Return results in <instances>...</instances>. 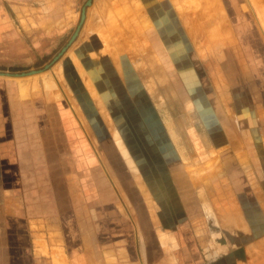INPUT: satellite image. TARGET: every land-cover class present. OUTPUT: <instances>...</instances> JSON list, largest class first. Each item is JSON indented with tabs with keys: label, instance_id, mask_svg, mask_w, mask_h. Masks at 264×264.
<instances>
[{
	"label": "rangeland",
	"instance_id": "rangeland-1",
	"mask_svg": "<svg viewBox=\"0 0 264 264\" xmlns=\"http://www.w3.org/2000/svg\"><path fill=\"white\" fill-rule=\"evenodd\" d=\"M88 1L83 2L79 28L93 16L90 7L94 0ZM173 2L195 43L193 47L185 45L188 51L195 49L193 68L182 63L184 69L179 71L166 46L163 52L157 48L160 59H155L156 55L149 53L153 46L150 34L148 45L132 44L126 49L113 45L111 48L121 53L117 57L122 62L116 64L126 76L125 83L122 78H114L109 63H104L107 67L99 75L95 63L89 58L84 62L95 74L93 82L100 90V105L98 95L88 91L89 84L94 85L88 78L82 81L76 72L80 71L73 50L77 40L70 42L58 59L52 60L54 53L47 62L40 61L33 67L59 73L60 78L55 76L58 86L72 88L77 94L68 96L74 103L77 97L84 133L94 135L85 143V153L94 151L96 159L100 157L101 168H105L101 157L108 153V165L117 169V174L106 171V175L98 168L99 178L86 175V168L84 179L78 175L87 186L99 183L110 187L108 193L100 191L104 193L99 206L90 190L83 197L84 214L89 218L94 211L99 228L94 240L99 248L87 253L83 264H264V160L260 156L264 154V0ZM109 5L97 21L110 27L101 36L111 50L110 34L113 42L114 38L122 42L125 32H133L135 21H127L124 13L119 19L118 0L109 1ZM138 22H144L143 16ZM146 48L147 58L141 62L139 57L146 55ZM77 54L86 58L81 52ZM22 69L17 66L7 72L20 73ZM7 72L3 74L12 84L37 81L40 76L31 73L23 78ZM105 104L112 124L105 121ZM52 114L56 116L54 111ZM113 129L127 140L140 170L125 163ZM220 140L228 141L224 143L226 152ZM242 146L250 156L247 173L239 170V165L226 168V155ZM38 152L42 156L40 147ZM39 170V183H52L47 168ZM30 176L26 171L21 175L28 193ZM63 178L58 174V192L67 196L69 204L70 183L68 177ZM0 197L4 201L1 191ZM207 212L215 219L216 229H211ZM163 217L169 222L161 221ZM173 224L177 228L181 224V229L172 234L168 227Z\"/></svg>",
	"mask_w": 264,
	"mask_h": 264
},
{
	"label": "crops",
	"instance_id": "crops-1",
	"mask_svg": "<svg viewBox=\"0 0 264 264\" xmlns=\"http://www.w3.org/2000/svg\"><path fill=\"white\" fill-rule=\"evenodd\" d=\"M84 1L0 0V70L8 71L17 66L19 69L24 68L21 72L35 69L34 65L36 66L40 61L47 62V58L55 53L52 59L54 60L65 46L69 49L70 39L78 28ZM109 1L111 0H94L90 7L93 9V16L89 21L87 18L84 26L79 28L74 39L77 41L73 47L80 70L76 72L79 73L82 81L83 77L88 78L94 85L93 87L89 84L88 91L95 97L98 95V104L101 105V94L99 87L93 82L95 74L87 70L84 62L87 63L90 59L95 63L98 74L104 71L109 63L114 78L118 80L122 78L125 83L126 76L116 64L122 62L120 57H117V53L120 52H116V48L113 50L111 48L113 45L120 44L125 49L132 44L136 45L135 47L148 45L150 34L152 35L150 44L153 46L150 47L149 53L156 55L155 59L157 58L158 61L160 59L157 48L163 52L166 46L171 61L179 71L184 69L182 63H189L187 64L189 68H193L192 62L196 61L195 49L191 48L188 51L185 45L191 47L195 43L173 0H118L119 19L124 13L127 15V21L133 22L134 19L135 23L133 27L130 23L133 32H125L122 42L116 38L113 42L110 34L108 43L111 50L107 49L106 41L101 36V33H106L110 27L97 21L100 19L99 16L104 15L105 11L107 13L108 8L111 7ZM105 2L108 4L106 5ZM113 8H117L116 5ZM87 13L90 14L88 11ZM141 16L144 22H138ZM77 51L83 53L86 58L79 56ZM145 54L139 57L142 58L141 62L143 58H147L148 49ZM89 69L91 70L92 67ZM52 71L47 67L38 68V71L33 73L34 76L40 75L37 81L33 79L15 84L6 79V74H0V191L4 195V201H1L0 197V264H40L47 261L51 264H68V262L83 264L85 255L92 253L94 248H99L98 242L94 241L99 229L95 224L94 211L89 218L84 214L83 197L87 190H90L94 196H97L96 203L99 206V200L103 198L104 193L100 191L105 190L108 193L110 187L99 183L87 186L80 179H84L85 168L87 169L85 174L93 177H98V168L106 175L107 172L117 174V169L108 165L110 162L108 153L101 157L105 168L99 167L100 157L97 156L96 159L94 151L85 153V143L93 140V134L84 133L85 123L79 113L77 97L75 103L70 97L77 94L70 87V89L66 87L61 89L55 79V76L60 78V75L59 73L55 75ZM21 76L27 77V75ZM41 83L43 84L40 86ZM68 103L71 106H68ZM105 107L103 109L104 113L106 112L105 121L109 124L112 122L110 111L106 104ZM72 109L76 111V116ZM219 126L223 130L221 123ZM113 130L115 142L119 145L125 163L131 169L138 170L128 149L127 140L120 138L116 130ZM227 142L221 141L220 147L223 149L224 143ZM37 146L38 150L40 147L43 151L42 156H39ZM225 148L223 152H226ZM233 154L230 152L226 155L229 156L227 161L229 166L226 168H235L239 165L241 169H238L247 173L245 168L251 164L247 150L243 146L236 147L233 149ZM260 156L264 160V154L260 153ZM39 157L43 159L39 160ZM42 166L47 168V174L52 182L45 186L40 184L38 174L39 167ZM23 171L27 174L31 173L32 186L29 193L25 192L22 186ZM58 174L64 176V180L68 177L72 198L69 204L68 201L66 202L67 196L64 197L58 192ZM78 175H81L80 179ZM51 191L54 192L57 205H54V199L50 196ZM64 205L69 207L71 205L72 208L65 210ZM169 219L170 222L174 221L172 216ZM161 221L169 222L164 217ZM168 228L172 229L170 232L173 234L178 228L181 229V224H178V228L174 224ZM163 235L164 238L169 237Z\"/></svg>",
	"mask_w": 264,
	"mask_h": 264
},
{
	"label": "water",
	"instance_id": "water-1",
	"mask_svg": "<svg viewBox=\"0 0 264 264\" xmlns=\"http://www.w3.org/2000/svg\"><path fill=\"white\" fill-rule=\"evenodd\" d=\"M88 2L91 3V0H89ZM84 17H85V13L83 12L82 13V18H81V23H82ZM78 31H79V27L77 28V30L75 31V33L72 35V37L70 39V42L74 41V39L76 38V36L78 34ZM66 49H67V46H65L63 48V50L61 51V53L59 55H57L55 57V59H58L60 57V55L63 53V51H65ZM37 71H38V69H32V70H29V71H22L20 73H18V72L11 73V72H7V71L6 72H7V74H10V75L11 74H14V75H27V74H31V73H36ZM2 73H4V70H0V74H2ZM206 214H207V216L209 218V225H210L211 229H214L215 227H217V225L213 224V223H215V219L210 214H208V212Z\"/></svg>",
	"mask_w": 264,
	"mask_h": 264
}]
</instances>
